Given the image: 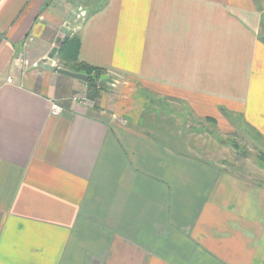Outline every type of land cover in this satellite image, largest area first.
<instances>
[{
	"label": "crops",
	"instance_id": "0c3cea01",
	"mask_svg": "<svg viewBox=\"0 0 264 264\" xmlns=\"http://www.w3.org/2000/svg\"><path fill=\"white\" fill-rule=\"evenodd\" d=\"M91 3L0 0V264H264V178L193 148L264 143V0Z\"/></svg>",
	"mask_w": 264,
	"mask_h": 264
},
{
	"label": "rangeland",
	"instance_id": "374dc122",
	"mask_svg": "<svg viewBox=\"0 0 264 264\" xmlns=\"http://www.w3.org/2000/svg\"><path fill=\"white\" fill-rule=\"evenodd\" d=\"M101 2L102 0H92L91 4L97 6ZM83 10L80 8L79 13ZM53 65L54 68H64L60 60H56ZM203 125V135L196 136L194 153L225 162L226 165L228 164V169L236 175L264 178V143L258 135L246 129L242 122L238 124L236 122V130L231 133L213 127L212 131L210 129L207 131L208 129L204 128L205 122Z\"/></svg>",
	"mask_w": 264,
	"mask_h": 264
},
{
	"label": "trees",
	"instance_id": "16d2710c",
	"mask_svg": "<svg viewBox=\"0 0 264 264\" xmlns=\"http://www.w3.org/2000/svg\"><path fill=\"white\" fill-rule=\"evenodd\" d=\"M80 48L79 36H66L61 40L58 50L59 60L63 63V67L72 72L84 74L88 76V81L96 83L101 79L103 72L94 66L78 60Z\"/></svg>",
	"mask_w": 264,
	"mask_h": 264
},
{
	"label": "water",
	"instance_id": "95a60500",
	"mask_svg": "<svg viewBox=\"0 0 264 264\" xmlns=\"http://www.w3.org/2000/svg\"><path fill=\"white\" fill-rule=\"evenodd\" d=\"M59 41H60V39H59ZM57 47H55L54 49H53V51L50 53V55L48 56V58L46 57L45 58V60H46V62L48 61V60H52V59H54V56H55V53L57 52ZM46 62H45V64H46ZM44 64V63H43ZM46 68L47 69H52L53 68V65H51V64H47L46 65ZM57 71L59 72V73H62V74H66V75H69V76H72V77H76V78H80V79H83V80H88V76L87 75H84V74H79V73H76V72H72V71H70V70H68V69H65V68H57Z\"/></svg>",
	"mask_w": 264,
	"mask_h": 264
},
{
	"label": "built area",
	"instance_id": "2783aa9c",
	"mask_svg": "<svg viewBox=\"0 0 264 264\" xmlns=\"http://www.w3.org/2000/svg\"><path fill=\"white\" fill-rule=\"evenodd\" d=\"M85 14H86L85 10H83V12L80 13V15H83V16ZM9 81H11V79H9ZM51 111H52L53 114H60V113L63 112V107L59 103L53 102L52 105H51Z\"/></svg>",
	"mask_w": 264,
	"mask_h": 264
}]
</instances>
